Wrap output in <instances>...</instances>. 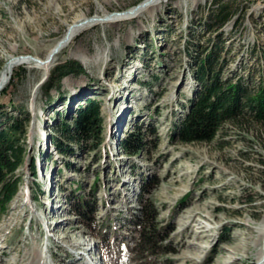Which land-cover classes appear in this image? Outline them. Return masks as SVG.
I'll use <instances>...</instances> for the list:
<instances>
[{
    "label": "rangeland",
    "instance_id": "1",
    "mask_svg": "<svg viewBox=\"0 0 264 264\" xmlns=\"http://www.w3.org/2000/svg\"><path fill=\"white\" fill-rule=\"evenodd\" d=\"M146 1L0 0V75L12 57L47 61L70 25L85 21L46 68L20 63L0 90V128L23 109L28 117L22 182L0 211V264H107L92 220L109 226L110 241L117 237L123 263L136 264L138 227L128 219L139 216L141 196L165 232L157 264H256L264 131L243 120L223 123L210 141L182 142L170 133L198 87L195 60L211 48L222 47L223 76L240 73L256 87L264 0H219L234 12L221 28L210 24L213 0H157L137 18L109 21ZM68 60L83 71L45 87L52 69ZM88 100L100 109V141L65 137L62 123ZM136 125L146 144L128 154L120 141ZM53 138L69 152L58 151ZM145 181L156 184L142 194Z\"/></svg>",
    "mask_w": 264,
    "mask_h": 264
},
{
    "label": "trees",
    "instance_id": "2",
    "mask_svg": "<svg viewBox=\"0 0 264 264\" xmlns=\"http://www.w3.org/2000/svg\"><path fill=\"white\" fill-rule=\"evenodd\" d=\"M217 5L211 16L210 24L217 28L223 27L229 21L234 12L229 5L222 4L219 0H213ZM193 33L191 32L190 35ZM187 48L188 45H187ZM222 47H213L205 52L202 57L195 60L194 75L198 87L188 99L186 111L182 118L175 122L170 137L182 142H204L212 140L225 122L242 123L251 121L264 131V46L261 49V66L259 81L256 87H252L247 77L240 73H232L223 76L219 58ZM83 68L77 61L68 60L56 65L44 84L47 87L50 81L60 82L61 78L69 73H79ZM14 78V74H13ZM12 79L2 90V94L11 85ZM43 85V86H44ZM24 116H15L6 125L0 128V211L4 212L8 204L16 195L22 182L17 168L24 162L25 147L23 138L26 133L24 128L27 120V110L23 109ZM21 114V113H20ZM60 132L69 139L100 141L102 131V116L95 101L88 100L80 106L75 116L69 122H63ZM53 142L58 151L68 153L69 149L57 139ZM97 144V143H96ZM144 132L136 125L120 141V146L128 154L140 152L145 147ZM32 174L35 167L31 162ZM143 182V191L149 192L150 186L156 181ZM147 184H149L147 186ZM141 194V195H142ZM137 213H132V219H128L138 227V237L131 248V259L136 264H157L155 258L164 252L162 241L165 232L155 226L156 212L153 203L142 196ZM83 213L87 215V203H80ZM100 232V247L102 257L107 264H124L122 249L116 236L110 241L107 237L109 226L95 224ZM225 240V239H224Z\"/></svg>",
    "mask_w": 264,
    "mask_h": 264
},
{
    "label": "bare ground",
    "instance_id": "3",
    "mask_svg": "<svg viewBox=\"0 0 264 264\" xmlns=\"http://www.w3.org/2000/svg\"><path fill=\"white\" fill-rule=\"evenodd\" d=\"M153 0H147L145 3L140 4V6L132 8L126 12L123 13H114V15L116 16L114 19H111L109 21H120V20H125V19H132V18H137L139 17L141 14L152 10L157 3H160V1L153 2L151 3ZM112 14L109 16L111 17ZM82 20V19H81ZM103 21V19H101ZM105 21V20H104ZM85 24V21H76L75 23H73L72 25H70L67 33L65 34L64 38L56 45V47H58V51L65 45H67L69 42H71V40L74 38V36L77 34V32L82 28L81 26ZM56 47L54 49H56ZM54 49L52 50V52L50 53L49 57L54 56L58 51L54 52ZM51 59V58H50ZM50 59L47 61H36L37 63H39L41 66L43 67H47L49 64ZM33 59H31L29 56H20V57H15V58H11L9 64H7V69L4 73H2L0 75V90L8 83V81L11 78L12 75V70L14 69V67L20 63H25L26 61H29ZM257 233H258V240L255 241V245L258 246V244H260L259 248L256 250L255 254H254V260L256 262V264H264V249H261L262 247V241L264 238V219L261 221V223L258 225L257 227ZM233 262L235 261V259L232 260ZM230 262L229 264L233 263Z\"/></svg>",
    "mask_w": 264,
    "mask_h": 264
},
{
    "label": "water",
    "instance_id": "4",
    "mask_svg": "<svg viewBox=\"0 0 264 264\" xmlns=\"http://www.w3.org/2000/svg\"><path fill=\"white\" fill-rule=\"evenodd\" d=\"M97 19V18H96ZM58 47H60V46H58ZM58 47H56V49H54V52H56V51H58ZM20 56H22V55H20ZM19 56V57H20ZM27 56H29L31 59H33L34 61H41V60H39L36 56H33V55H27ZM52 57V56H51ZM50 57V58H51ZM50 58H48V60L50 59Z\"/></svg>",
    "mask_w": 264,
    "mask_h": 264
}]
</instances>
